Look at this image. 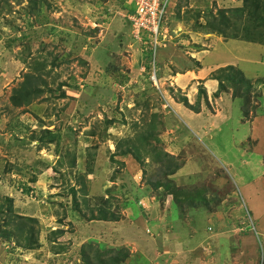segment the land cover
<instances>
[{
	"label": "rangeland",
	"instance_id": "1",
	"mask_svg": "<svg viewBox=\"0 0 264 264\" xmlns=\"http://www.w3.org/2000/svg\"><path fill=\"white\" fill-rule=\"evenodd\" d=\"M230 1L176 2L148 60L133 0H0V196L19 218L0 215V264H264V0ZM234 9L228 38L205 27ZM200 60L235 66L221 101L213 72L189 77Z\"/></svg>",
	"mask_w": 264,
	"mask_h": 264
},
{
	"label": "trees",
	"instance_id": "2",
	"mask_svg": "<svg viewBox=\"0 0 264 264\" xmlns=\"http://www.w3.org/2000/svg\"><path fill=\"white\" fill-rule=\"evenodd\" d=\"M31 3H35L36 0H30ZM231 14H236V13H240L239 15L241 16L242 14V10L241 9H234V10H230V11H221L217 13L218 17H212L209 21H207L205 27L209 28L210 30H212V33H216L219 36H223L225 38H228V36L226 35V33L224 32L223 29H220V27H227L228 24V20L226 17V13H230ZM134 13V9H132V13ZM258 14V12H256V15ZM262 16H264V6H263V11H262ZM261 16V17H262ZM260 17V18H261ZM264 22V17L261 19ZM260 21V22H262ZM262 22V23H263ZM236 38V37H234ZM261 43L264 42V36L260 39ZM161 47V46H160ZM159 47V48H160ZM151 47H148L147 49H144V52H147V56H148V60L152 59V56L157 53V48L155 53L152 51V49H150ZM163 49V48H162ZM196 64L195 68L199 69L200 65L198 63H194ZM155 65V63H154ZM148 69H150L149 65H148ZM153 71L155 72L156 76H157V70L155 69V66H153ZM235 67L233 66H226L220 69H217L216 71H214L211 76V80L216 81L218 84V88L217 91H215V94L213 95L214 98L217 97H221V96H226V93L224 94V82L225 81H229L230 85L233 87L235 85V81H233V78L231 76L230 73H234ZM241 72V71H240ZM239 72V74H240ZM157 78V77H156ZM29 76L25 77V80H23V82L21 83L20 87L14 91V94L17 95L19 97V103L16 102L14 97H11V102L18 106V107H22V106H27L29 104V98L31 97V90L29 88ZM239 83L242 84L244 86V93L245 95H249L250 94V83L248 81H246V79L242 76V74H240V79H239ZM30 90V91H29ZM220 92L222 95H220ZM203 95L205 96V89H199L198 90V96ZM230 97V96H229ZM234 97V96H233ZM231 97L230 100L231 102H235L236 100H239V98H237V96L235 98ZM202 98V97H201ZM218 99V98H217ZM203 100L206 101L205 97H203ZM227 101H229V99H226ZM230 102V101H229ZM230 102V103H231ZM180 103L183 104L186 107H189L191 109H194L195 107L189 106L187 103L186 98H180ZM204 103V102H203ZM198 107V105L196 106ZM196 109V108H195ZM199 111V107L196 110V112ZM115 149L116 150H121V145L118 143H116L115 145ZM132 151H136V148L134 147V145H131V147L127 150L128 153H131ZM122 153H126L125 151ZM165 154V153H164ZM167 158H172L169 155H165ZM160 155L156 154L155 156L153 155V160H160ZM168 168L170 169V165L168 166ZM169 185H171V181H167L166 184L164 185V187L166 189H169ZM155 188H158V185H154ZM75 190L71 189V194L74 196L75 195ZM157 199V198H156ZM12 201L10 199L4 198L0 196V215H5V217H12L13 219H19L17 216L13 215V208L11 205H9ZM34 222L33 219H29V218H25V227L21 228L20 232L17 235V239H21L22 237L28 238V240H30V235L33 232V228L30 227V223ZM8 224H16V222L8 220ZM20 226V225H18ZM13 235H11L10 233H7V237H10ZM18 248L21 245H17ZM122 254V251H118L116 255L108 257V258H103L104 253H98L97 257L95 258L94 261L90 262V263H86V264H120L121 260L119 261L118 256ZM122 263V262H121Z\"/></svg>",
	"mask_w": 264,
	"mask_h": 264
},
{
	"label": "built area",
	"instance_id": "3",
	"mask_svg": "<svg viewBox=\"0 0 264 264\" xmlns=\"http://www.w3.org/2000/svg\"><path fill=\"white\" fill-rule=\"evenodd\" d=\"M175 0H135L134 13L129 19L130 31L134 39L145 45L149 41L150 49L155 53L156 49L161 46L159 35L168 34L167 30L163 31L169 7ZM165 40V39H164Z\"/></svg>",
	"mask_w": 264,
	"mask_h": 264
},
{
	"label": "crops",
	"instance_id": "4",
	"mask_svg": "<svg viewBox=\"0 0 264 264\" xmlns=\"http://www.w3.org/2000/svg\"><path fill=\"white\" fill-rule=\"evenodd\" d=\"M230 2H234V0H231ZM189 5V7L191 8V3H189L188 4ZM210 53V52H209ZM176 61H178V62H180L179 64H181V65H184V61H183V59H182V57H180L178 60H176ZM207 61V60H206ZM205 61V62H206ZM197 62H199V65H201L200 66V68H199V70L197 69V68H195V66H194V70H197L196 71V73H194L193 72V69H192V67L191 68H188L189 70L187 71V73L188 74H190V75H193V76H189V77H196L195 75H199L200 73H202V72H206V70L207 71H209L208 73H206V75H208L210 72H213V70H212V68L214 67V68H218L217 66H220L219 64H214V65H211L210 63H208V62H203L202 60H200V61H197ZM187 64H191L192 65V63L191 62H187ZM193 65H194V63H193ZM217 65V66H216ZM223 65H226V64H223ZM222 65V66H223ZM226 67V66H225ZM235 67V66H234ZM206 68V69H205ZM185 73H186V71H185ZM176 76L175 77H169V82H170V80H177V81H181L182 83L184 82V80L185 79H183V77H182V74H175ZM206 75H204V76H206ZM183 76H186V74L185 75H183ZM193 78H189V80H192ZM162 81H163V79H161ZM160 80V81H161ZM209 84H211V85H205V87H206V90H208L207 91V96H208V98L210 99L209 101H211V96H212V93H209V92H212V90L214 89V81L212 80V81H210V82H208ZM208 86H209V88H208ZM215 100H220L221 101V97H219L218 99H215ZM228 103V102H227ZM226 103V104H227ZM232 103H235V102H231V104ZM197 115H199V114H197ZM252 186V184H250V183H248L246 186H245V190H247L249 187H251ZM155 204H156V206H155ZM154 207V208H153ZM153 214H152V216H156V214L157 215H159L160 216V214L161 213H159V210L157 209L158 207H157V203L155 202V203H153ZM260 212V211H259ZM168 213V212H167ZM169 214V213H168ZM259 214V213H258ZM260 216H261V213L259 214ZM158 216V217H159ZM149 218H151V217H149ZM152 218H154V217H152ZM165 218V220H167V221H172L173 219H175V217H164ZM164 218H163V220H164ZM122 219V218H121ZM119 220V221H117L116 219L115 220H112V222H108L109 224H110V226L112 227V225H114V224H118V225H116V226H118V227H121V229L123 228L124 229V227L125 226H121V224L123 223V220L124 219H122V220ZM161 219H162V217H161ZM137 219H135V221H136ZM152 219H150V221H151ZM119 222V223H118ZM152 222V221H151ZM137 222H135L133 225L134 226H138L137 224H136ZM128 226V225H127ZM126 226V227H127ZM140 226V225H139ZM168 226V225H167ZM167 229H170V227L168 226V228ZM166 229V230H167ZM173 229V227L171 226V230ZM173 231V230H172ZM183 231V230H182ZM182 231H181V234H182ZM144 235V234H143Z\"/></svg>",
	"mask_w": 264,
	"mask_h": 264
},
{
	"label": "clouds",
	"instance_id": "5",
	"mask_svg": "<svg viewBox=\"0 0 264 264\" xmlns=\"http://www.w3.org/2000/svg\"><path fill=\"white\" fill-rule=\"evenodd\" d=\"M134 1H135V0H133V4H134ZM178 1H179V0H175L174 2L171 3V6L169 7V10H168L167 15L171 14V8H172V6H173L176 2H178ZM162 43H163V41H162ZM153 74H154V77H155L156 74H155L154 71H153ZM155 79H156V78H155Z\"/></svg>",
	"mask_w": 264,
	"mask_h": 264
}]
</instances>
